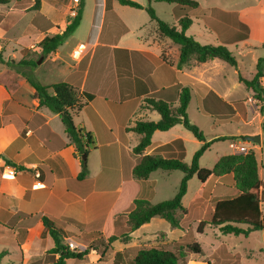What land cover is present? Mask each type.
Segmentation results:
<instances>
[{
	"label": "crops",
	"instance_id": "0c3cea01",
	"mask_svg": "<svg viewBox=\"0 0 264 264\" xmlns=\"http://www.w3.org/2000/svg\"><path fill=\"white\" fill-rule=\"evenodd\" d=\"M135 1L142 5L147 4V0L146 2ZM151 1L149 0V3ZM77 2V0H41L37 14H40L44 23L50 24L48 27L49 34L61 32L64 29L69 9ZM168 3L172 4L169 6H171L174 20L167 23L178 27L179 18L187 16L191 19L190 26L185 30L186 33L190 30L194 20L188 15H183L182 11H177V3ZM178 6L182 9L188 5L178 4ZM192 8H197L194 10L198 13L196 19L202 21L203 29L214 32L223 45H232L240 40L246 41L245 32L240 34L238 31L243 29L240 23L246 25L240 20L239 11H227L218 6L202 7L198 4ZM191 12L192 10L189 11V13ZM31 20L32 18L29 20L28 26L32 25L35 28L39 26L35 20ZM150 21L153 22L154 20L149 18L145 9L123 5L117 0H84L81 20L75 30L54 51L40 55L41 61L37 66L22 64L28 65L33 79L43 85L64 81L78 89L82 101H85V106L73 115V122L81 127L84 132L91 134L93 144L88 143V151L101 145L112 147V157L119 165L117 175L120 178L119 184L114 186V189L120 194L125 187L130 194L125 197L122 204L119 203V199L115 201L113 207L119 209L118 211L125 210L124 208L130 205L129 202L133 203L132 200L137 198L133 196V193H130L131 191L137 190L142 194H156L165 185L162 182V187H159L157 184L159 178L165 181L172 177L171 175L175 173L173 171H176L156 169L147 178L137 179L132 175V167L140 156L157 154L166 158L180 157L184 161L187 154L186 143L195 144L196 149L202 143L193 135L192 139L185 131L178 128L177 126L180 124H175L167 130H155L151 135L150 144L141 153L133 152L139 134L127 130V128L133 126L137 119L153 120L149 119L150 116L156 120L159 119V114L156 111L141 107L143 99L151 97L172 103L173 106L176 105L181 86L183 82L185 83L182 75L193 78L205 86L204 88L196 82L192 83L191 92L195 91L198 96V110L205 114L215 115L219 121L230 120V118L243 120L247 108L245 104L249 98L253 99L251 97L253 91L250 89L246 98H241L243 103L239 108L233 104L236 100H230L225 96L227 91L223 90L224 88H221L222 93L214 89L208 80V75L213 70L208 63L214 62L217 58L200 63L191 60L188 64L178 66L179 49L177 44L169 38L159 35L157 25L152 27L153 33L152 31L147 32L145 28L147 24H151ZM18 22H15L8 30L0 28L4 36H8L9 30H12ZM154 23L156 24L155 21ZM191 33L195 39L196 34L193 30ZM75 34H77L76 37H74ZM10 43H16V38L5 41L4 45L0 44L3 62H6L9 67L23 58L21 52L17 57L10 55L8 58V47L6 46ZM78 44H84L85 47L81 55L75 59L72 57V49ZM23 59L31 61L29 57ZM7 62L11 63L8 64ZM255 72L256 70L252 73L251 78ZM1 74H3L0 78V252H3L1 262L48 264L55 261L59 257V253L51 251L53 241L43 226L41 217L47 216L48 212L55 214L67 212L70 206L69 201H72L71 205L75 209L78 204L77 201H86L88 197H92L97 192L98 194L99 192L102 193L105 189H103L104 184L101 181L109 178V176L112 177L110 171L112 168L106 166L102 160V170L94 178V182L88 187V190L84 192L80 183L85 182V175L82 179L77 178L81 169V159L80 162L77 161L75 145L65 132L58 114L45 106L38 105V100L34 97L33 87L27 82V77L25 78L20 72L11 69ZM251 78L245 79L250 80ZM263 78L264 72L259 79L264 91ZM87 94L92 97L86 98ZM25 95L29 96V105L25 101L27 100ZM253 100L255 101V99ZM227 105H230L234 112H231ZM151 112H156L157 115L155 116ZM256 112L258 125L252 130L240 132V135L260 134L262 140L261 122L264 113L260 114L259 110ZM34 113H38L44 118V123L50 132L40 125L18 128V122L22 119L29 121ZM235 135L232 132L223 134L213 130L208 137L205 136L206 140H211L219 136L235 137ZM85 139H83V143H86ZM226 140L232 142L230 143V153H235L232 146L237 144L236 146H244L248 150L252 149L255 156L256 151L260 150L264 161L262 143ZM60 141L64 143L62 147ZM215 142L217 141L212 142L206 149H209ZM15 166L22 167L18 171L15 170L13 177L6 178L4 172L14 169ZM107 171L110 173L108 176L105 175ZM158 172H160V176L152 178ZM182 175L181 173L177 176H180L181 179ZM211 177H214V185L216 181H219L220 176L211 175L206 181ZM35 182L41 186L32 187ZM148 182H150V187ZM203 183L205 184V182ZM112 191L114 190L109 189V193ZM176 191L177 189L175 190L173 187L169 194H165L162 199L157 201L171 198ZM201 197L197 196L195 199ZM108 211L112 212L111 209ZM108 211L107 219L110 218L111 213ZM32 215H39V218L33 223H24V220ZM49 219L54 220V224H57L56 227L61 230L65 238L70 237L64 234L65 229L60 221L55 218L52 219V216ZM161 219L152 217L149 222L130 232V239L127 242L120 241V239L111 242L115 249H111L106 254L107 260H95L94 256L96 255L87 252L83 258H66L65 262L66 264H100L98 262L102 261L101 264H112L114 253L120 251L125 263L124 250L132 246L136 237L161 230L166 238L172 240L178 239L185 233L180 227L181 225L167 229ZM189 255L191 254L185 255V264H203V261L196 262L195 257H189ZM222 260L221 258V262Z\"/></svg>",
	"mask_w": 264,
	"mask_h": 264
},
{
	"label": "rangeland",
	"instance_id": "374dc122",
	"mask_svg": "<svg viewBox=\"0 0 264 264\" xmlns=\"http://www.w3.org/2000/svg\"><path fill=\"white\" fill-rule=\"evenodd\" d=\"M34 1L35 0H7L6 3H0V22L8 15V13L21 12V17L16 20V22L19 21L18 24L14 26L12 30H9L10 32L8 33V36H4L3 32H1L0 30V44L4 45L5 41H11L16 38V43H10L6 46L8 47V58H10V55L17 57V55H20L19 52H21L23 58L29 57L31 61L34 62V65L37 66V64H39L41 61L40 55H43L40 51L38 42L42 39L43 35L49 34L48 27L50 26V24L44 23L43 18L40 16V14H37V10L40 8L41 0H36V3ZM195 1H197L198 5H201L202 7L218 6L227 11H239L240 20L248 25L246 30H238L240 34H242V32H245L244 36H247L246 41L240 40L239 42H236L232 45H226L236 58L237 65L232 66L222 60L215 59L214 62L208 63L209 67H212L213 69L211 70L212 73H207L210 74L208 75V80L215 90L221 93L223 92V90H226L227 93L225 96L230 100H243L241 98H246V96L248 95V90H250V88L248 89L244 82L239 80V76L247 79L251 78L252 73L254 72V70H256L255 64L258 58L264 55V48L262 47V42L264 41V0ZM142 2H146V0H142ZM150 5L153 7L156 15L161 20L169 23L174 20L173 13L170 8L171 6H169L172 4H169L168 2L162 0H152L150 2ZM176 5L177 11H182L183 15H188L194 20L190 30L186 31L187 35H192L191 31L193 30L196 34L195 39L200 43L222 44L221 42H219V39L216 37V34L214 32L204 30L202 21L200 19H196V14L198 13H196L194 10L197 8L193 9L192 6L190 7L188 5L180 9L178 8V4ZM76 9L77 4L69 9L66 20L67 17H72L70 15L71 11ZM191 10L192 12L189 13V11ZM31 18L32 20H35V22L38 23L39 26H37L36 28L32 25L28 26L27 24ZM149 23L151 24H147V27L145 28L147 32H151L152 27L156 25L154 21H150ZM76 35L77 34H75L74 37H76ZM31 44L32 46H30ZM23 58L22 60H25ZM261 67L262 72H264V63H262ZM11 69L20 72L23 76H25V78L29 77L33 79V75L31 74L28 65H22V63L20 64V62L13 64L10 67L6 64V62L0 63V78H2L3 75L1 73H5ZM221 88L224 89L222 90ZM25 96L28 100L25 101L29 105V96ZM197 97L198 96L196 92L192 91L191 101L187 109V116L189 121L197 125L207 137L213 132V130H215L223 134H229L230 132L235 133V138H232L230 140L245 141L241 138L243 135H240V132L252 130V128L258 125V116L256 110H259L257 105L259 104V102L253 100V94L251 95L253 99L249 98L247 100V103L245 104V107L247 108L245 113L246 115L243 120L230 118V120L228 119L219 121L218 117H216L215 115L199 112ZM151 114L155 116L157 115L156 112H151ZM149 119L156 120L151 116L149 117ZM27 123L28 120L22 119V121L18 122V128L23 129L27 126ZM214 123L215 125L213 126V129H211V126ZM52 124L53 122L51 123V125ZM177 127L185 131L188 135H190L189 137L193 139L192 134L188 130L184 129L180 125ZM133 135L136 134L133 133ZM230 143L232 142H228L227 140H217V142L213 143L212 146H210L209 149H206L205 152L201 155L199 159V165L201 167L212 168L221 155L231 152ZM236 145H233L232 149L236 150L238 147ZM195 150V144L191 142L186 143L187 154L184 160L185 162L190 163ZM262 151L264 153V148ZM112 152V147H107L104 145H101L98 148L90 149L85 159L86 179L85 182L80 183L84 192L88 190V187H90L94 182V178L99 174L100 170H102L103 160L106 166L112 168V170H110L112 177L109 176V178L102 179L103 181H101L104 184V194L103 192H99V194L97 192L96 194L92 195V197H88L86 201H77L78 204L75 209L73 205H71L72 201H69L70 206L68 207L69 210L67 212L56 214L54 212L47 213V217L50 218V216H52V219L55 218L57 221H60L62 223V226L65 229L64 234L69 235L72 240L79 243L82 250L86 249L88 252H91L92 255H96L94 256L95 260H107L106 254H108L109 251L111 249L113 250L114 248L111 242L115 241L116 239H120V241H123V232H126V230L129 229L127 222V213L134 207V204L131 202H129L130 205L124 208L125 210L122 211H118L119 209H115L113 207L117 199H119V203L122 204L125 201V197L129 193L127 192L125 187L124 191L120 192V194L118 191H115L116 189H114V186L119 184L120 178L117 175L119 165L112 157ZM75 157L77 161L79 160L80 162L81 153L78 152L77 149ZM256 158L258 165V176L260 180L263 181L264 161L261 157L260 150L256 151ZM21 167L15 166L14 170L18 171ZM159 173L160 172L154 174L152 178L159 177ZM173 173L174 174L171 175L172 177L165 181L159 178V181L157 183L159 187H162V182H164L165 185L163 189H161L156 194H142L137 190H133L130 193H133L134 197H143L148 199L151 203H154L157 200L162 199L165 194H169L170 190H172L173 187L175 188V190L178 188L180 176L178 177L177 175H181L182 172L176 170L173 171ZM105 175L108 176L110 175V173L107 171ZM213 179L214 177H211L209 180L205 181L204 184L200 182L194 175L188 180L187 191L182 201L183 206L188 209H186V212L181 215L180 218V227L185 232L183 236L179 237L178 239L171 240L165 237L163 231L157 230L155 231V233L151 232L147 235L145 234L144 236L136 237L135 242L132 244V246L124 250V257L126 260L125 263L131 264L132 255H134L137 249L158 246L161 248L174 250L182 249L184 251L183 260H185V255L191 254L189 255V257H195L196 262L203 261V264H264V238L263 233L260 230H253L247 235L223 234L218 230L217 227L211 226L208 223L204 222L202 231L197 232L199 221L209 220L210 212L215 201L222 197L231 196L227 193V191L216 193L215 185L218 182L216 181L213 185ZM148 184L150 187V182H148ZM109 189H112L114 191L109 193ZM197 196H202L203 198L201 197L195 199ZM110 209L112 210V212L108 211ZM107 211L111 212V220H108L106 217L107 214V216H109V213H107ZM261 213L264 216V202H261ZM89 217L91 218L88 219ZM37 218H39V215H32L31 217H28V219L24 220V223H33ZM154 219L161 218L155 216ZM161 220L163 221V224L167 227V229H169L170 226L168 222L164 219ZM55 226H57L56 223ZM110 236H114L115 239L110 240ZM192 241H196L199 243L202 248L201 253L195 254L187 251L186 246ZM221 258L223 259L222 262ZM239 259L242 260L240 261ZM237 260L239 261L236 262ZM98 263L101 264L103 262L100 261Z\"/></svg>",
	"mask_w": 264,
	"mask_h": 264
},
{
	"label": "trees",
	"instance_id": "16d2710c",
	"mask_svg": "<svg viewBox=\"0 0 264 264\" xmlns=\"http://www.w3.org/2000/svg\"><path fill=\"white\" fill-rule=\"evenodd\" d=\"M120 4L131 7L145 9L151 20H154L157 25V32L163 37L169 38L177 44L179 49L178 66L188 64L191 60L196 62H205L211 59H220L232 66L237 65V60L231 51L223 44L200 43L191 35H187L185 30L190 26L191 19L183 16L178 20V27L174 24H169L161 20L155 13V10L150 5L149 0L146 5H142L135 0H117ZM166 2H175L177 4L197 6L195 0H162ZM7 0H0V3H6ZM36 3V0L34 1ZM34 3V4H35ZM84 6V0H78L75 15L67 17L64 29L61 32L46 34L38 42L40 51L43 55L54 51L59 44L71 34L79 25ZM21 17V12L8 13L0 22V27L7 30L16 20ZM240 26L246 30V25L240 23ZM264 47V41L262 43ZM0 62H3L0 52ZM20 64H33V61L21 60ZM8 64L11 62H7ZM262 63H264V55L259 57L256 62V72L254 76L247 80L239 76V80L253 91V98L259 102L258 109L260 114L264 113V95L263 88L259 83L262 76ZM185 80L181 86L180 93L176 105L168 103L161 99L146 97L143 99L142 108H149L159 114V119L141 120L137 119L134 125L127 128L139 134L137 144L133 147V152L141 153L151 141V135L155 130H167L175 124L182 125L188 130L197 140L201 141V145L193 153L191 162L188 164L179 157H162L157 154H144L140 156L137 162L132 167V175L137 179H145L149 174L156 169L163 170H179L182 172L177 191L168 199L159 202L151 203L144 198H134L132 200L134 207L127 213V222L129 229L123 232L122 240L127 242L130 239V232L149 222L152 217L158 216L166 220L170 227L176 228L180 226V218L186 212V208L182 204V198L187 191V182L194 175L200 182H205L211 176H220L218 183L215 185L216 193L227 191L231 196L219 198L215 201L210 212L208 221H199L197 232L202 231L204 222L211 226L217 227L223 234L247 235L253 230H260L264 238V216L261 213V202H264V180L261 181L257 171V161L255 152L252 149L244 153H229L221 155L212 168L200 167L198 159L206 148L214 141L226 140L235 138L234 136H219L211 140H206L203 131L195 124L189 121L187 116V108L190 102L192 83L196 82L193 78L182 75ZM27 82L34 89V97L38 100L39 106H45L54 113H57L65 132L69 136L71 142L75 145L78 152L88 154V143L92 136L89 132H84L81 127H78L73 122V115L77 114L84 106L85 101L81 99L78 89L73 85L59 81L51 85H43L39 81L27 77ZM196 84L205 88L199 82ZM212 92V91H210ZM213 93V92H212ZM211 93V94H212ZM215 95V94H214ZM90 94L86 98H91ZM206 103V100H205ZM243 100L233 102L236 106H242ZM231 112H234L230 105H227ZM40 125L42 128H49L44 123V118L34 113L28 121L27 126L34 127ZM262 140L264 146V119L261 122ZM50 132V131H49ZM38 133V131H37ZM40 133V130H39ZM53 134V133H52ZM56 136L55 134H53ZM86 143H83V139ZM180 142V140H178ZM64 145L60 141V146ZM86 160L81 159V171L77 178L82 179L85 175ZM109 218V217H108ZM108 220H111L110 218ZM41 221L48 234L52 238V252L59 253V257L48 264H66V258H83L88 252L86 249L82 251H71L68 249L64 236L54 222L47 216L43 215ZM183 236V235H182ZM114 240V236L109 237ZM187 251L199 254L202 248L198 242L192 241L188 243ZM3 252H0V264H22L21 262L8 261L1 262ZM184 251L182 249L174 250L152 246L148 248L138 249L131 258V264H185ZM112 264H125L123 255L117 251L113 255Z\"/></svg>",
	"mask_w": 264,
	"mask_h": 264
},
{
	"label": "built area",
	"instance_id": "2783aa9c",
	"mask_svg": "<svg viewBox=\"0 0 264 264\" xmlns=\"http://www.w3.org/2000/svg\"><path fill=\"white\" fill-rule=\"evenodd\" d=\"M75 12L76 10H72L70 15L74 16ZM84 47H85L84 44H78L74 49H72V56L75 59H77L81 55V52L83 51ZM246 151H248V149H246L244 146H238L237 149L235 150V153H244ZM14 174H15L14 169H9L6 172H4V176L6 178L13 177ZM39 186H41V184H39L38 182H35L32 185V187H39ZM64 241L69 250L71 251H81L82 250L80 244L72 240L70 237H66Z\"/></svg>",
	"mask_w": 264,
	"mask_h": 264
},
{
	"label": "water",
	"instance_id": "95a60500",
	"mask_svg": "<svg viewBox=\"0 0 264 264\" xmlns=\"http://www.w3.org/2000/svg\"><path fill=\"white\" fill-rule=\"evenodd\" d=\"M245 141H251L256 144H261V137L260 134H253V135H244L241 137ZM81 159H86V154L81 155Z\"/></svg>",
	"mask_w": 264,
	"mask_h": 264
}]
</instances>
